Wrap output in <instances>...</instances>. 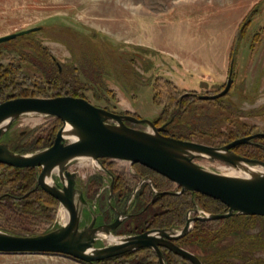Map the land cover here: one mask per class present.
I'll return each instance as SVG.
<instances>
[{"label":"rangeland","instance_id":"1","mask_svg":"<svg viewBox=\"0 0 264 264\" xmlns=\"http://www.w3.org/2000/svg\"><path fill=\"white\" fill-rule=\"evenodd\" d=\"M31 28H40L29 35L31 44L26 38H18L0 45V76L9 72L4 77L7 80L0 77L5 86L0 102L24 95L76 97L59 91L56 81L45 80L40 65L41 54H46L63 68L74 69L85 82L83 98L118 114L153 121L158 127L173 122L168 127L174 133L166 135L222 147L244 137L264 134V0H0V37ZM231 71L233 85L226 96L213 103L196 100L194 94L221 92ZM185 94L192 96L183 97ZM128 125L152 131L147 125ZM61 126L55 117L25 114L12 123L0 142L11 149L19 147L20 152L28 151L16 152L19 154L37 153L52 144L42 137L52 132L56 138ZM233 151L264 162V136H257ZM195 163L218 174H222L221 167L235 168L203 157L195 159ZM64 170L77 175L76 189L87 203L80 229L90 226L93 220L95 228L112 224L119 213L125 212L120 226L111 232L120 238L153 229L181 231L188 218L226 213L214 201L198 199L199 204L193 207L190 198H181L190 209L186 218L184 215L178 219L179 198L168 196L165 201L169 202V214L154 225L135 231V217L143 212L140 208L144 195L154 201L163 192L173 196L170 193H178L181 188L128 161L76 158ZM52 179L63 186L58 172H53ZM8 191L7 186H0V196ZM3 201L0 200V231L33 236L65 225L62 213L66 210L61 204L39 201V210L24 209L30 217L27 222L7 212ZM76 201L80 202L78 195ZM103 218L107 220L104 222ZM211 221L204 222L222 225ZM248 233L264 240V221L252 224ZM99 237L95 248L115 243L104 233ZM179 240L175 243L181 246ZM233 241L230 237L223 243ZM183 248L204 258L211 254L210 248L195 244ZM162 252L166 264L167 255L170 264H192L167 248H162ZM249 259V264H259L256 260L264 261V251H256ZM241 260L242 257H234L230 261L242 264ZM130 262L160 264L156 251L150 248L90 264ZM0 264L88 263L58 254L0 253Z\"/></svg>","mask_w":264,"mask_h":264},{"label":"water","instance_id":"2","mask_svg":"<svg viewBox=\"0 0 264 264\" xmlns=\"http://www.w3.org/2000/svg\"><path fill=\"white\" fill-rule=\"evenodd\" d=\"M31 28L0 37V45L20 36L38 31ZM233 85L232 71L225 88L215 95L194 94L198 100L214 101L226 96ZM25 114H41L59 119L62 126L54 143L37 153L19 154L6 143L0 142V164L15 168H39L37 186L54 197L69 213L66 225L41 235L21 236L0 231V253L3 254H58L85 263H94L140 249H154L160 264H166L162 248L190 261L203 264L201 259L175 241L186 236L198 221L221 220L232 216L264 217V173L251 178H237L213 173L195 163L203 157L225 162L234 167L245 164L264 168V162L234 153L237 146L249 144L257 136L244 137L232 143L214 147L166 135L169 123L158 127L155 122L112 112L92 104L83 97L59 96L52 98L21 97L0 103V140L12 123ZM147 125L152 131L128 125ZM76 135L75 140L64 136L67 127ZM92 158L96 161L112 159L139 164L169 179L185 192L199 193L224 204L228 211L207 217L188 218L181 231L172 229L149 230L139 235L120 237L118 242L104 248H95L100 233L108 237L122 223L125 212L109 225L80 229L84 205L83 194L76 189V174L65 171L69 161ZM58 172L63 186L53 182ZM165 194V193H161ZM79 196V203L76 201ZM117 238V237H116Z\"/></svg>","mask_w":264,"mask_h":264},{"label":"trees","instance_id":"3","mask_svg":"<svg viewBox=\"0 0 264 264\" xmlns=\"http://www.w3.org/2000/svg\"><path fill=\"white\" fill-rule=\"evenodd\" d=\"M30 34H26L18 38H22V39L26 38V42L31 44V41H28L30 39L29 36ZM18 38L11 40L9 42H14ZM41 55H42L41 57L43 58L42 61L43 64H41L40 66H43L42 73L46 78L45 80H47V82L50 83L51 81L54 82L56 81L57 83L56 88L59 91L65 90L66 93H68L69 95H76V97H83L82 94L84 91L85 82L82 83L80 78L75 74L74 69H69L68 67L63 68V66L61 65L59 67L58 63L55 61V59L52 56L50 55L47 56L46 54H41ZM51 58L56 63L57 68L54 66V63L51 60ZM8 73L7 72L3 73L0 76L1 79L7 80L4 77H6ZM11 73L15 75L14 72ZM4 88H5L4 84L0 82V93L4 90ZM190 96L192 95L185 94L183 97H190ZM24 97H28V96L24 95ZM4 101L5 100L1 102ZM210 102L213 103L217 101L214 100ZM58 121L61 122L59 119ZM172 123L173 122H170V124ZM166 133L172 135L174 132L172 133V129H169V127L167 126ZM54 139L55 138L53 137L52 132L47 133L44 137H42V140H44L45 142H50L52 144ZM12 149L15 152H19V153L28 152V151L20 152L19 147L16 148L12 147ZM149 170L157 174L151 169ZM18 174H23V177L26 176L24 178L25 180L19 177ZM161 177L169 182H172L163 176ZM37 178H38L37 168H15L0 164V186L2 187L7 186V188L9 189V191L6 192V194L0 196V200L4 199L3 201V203L5 204L4 206L7 212H9L12 216L18 217L19 219H23L29 222L30 220L29 213L25 211H32L33 209L39 210L40 209L39 201L49 200L55 205L60 204L57 199H55L54 197L46 193L42 188L37 186ZM168 196L175 200L179 198V203H181V208L179 210V216L177 215L178 219L180 218L182 219L184 215L186 218L187 211L190 209V206L182 202L181 200L183 199L181 198H190L191 206L193 207H196L199 204L198 199L208 200V201L211 200L212 202L213 201L216 202V204H218L220 208H223L225 210L224 212L228 211V208L221 202L206 197L204 195H201L199 193L185 192L183 194L173 195V196L168 194H162L160 198H158L157 200L154 199V201H152V198H148V196L144 195L142 198L143 206L140 208V211L142 209L143 212H140V214L137 217L134 216L136 223L134 225L133 230L140 231L146 227H150L155 223L159 222L163 217L168 215L170 212L169 210H167V208L169 207L168 205L169 202L165 201L167 200L165 198H168ZM217 221L222 224L220 227H216L214 226V223H211L216 221L196 222L193 230L190 231V233L187 234L185 237L179 240L182 243V244L180 243V245L183 247V245L192 246L195 244L198 245L200 248H205V249L206 247L210 248L211 254L207 255V257L204 258L198 255V257L202 260L203 264H234L232 261H230L234 259V257L237 258L242 257L241 260L243 262L242 264H249L248 262L252 261V259L249 258H251V256L256 251H264V240L257 238L256 236L252 237L248 233V231L251 229V225L255 223L260 224L261 222L264 221V217L240 215V216H232L227 219H221ZM258 236H262V235H258ZM230 237L234 238V241L232 243H227V244L223 243V240ZM168 253L173 254L170 252ZM166 258L168 263L170 264L171 259L168 257V255L166 256ZM256 261L259 262V264H264L263 260L260 261L256 260ZM130 264H137V263L130 262Z\"/></svg>","mask_w":264,"mask_h":264},{"label":"bare ground","instance_id":"4","mask_svg":"<svg viewBox=\"0 0 264 264\" xmlns=\"http://www.w3.org/2000/svg\"><path fill=\"white\" fill-rule=\"evenodd\" d=\"M64 136L68 140L71 139L73 141L76 139V135L74 134V131L69 126L66 128V130L64 132ZM235 168H238V169H235ZM235 168L231 167L230 169H227V167H221V173H222V175H225V176L237 177V178H251L257 174L264 173V168L250 167V166L245 165V164L241 165L240 167H235ZM62 217H63V222L66 225L70 220L69 213L66 211H65V213L63 212ZM108 240H110V242L114 243V242L120 241L121 239L116 238L114 236H109Z\"/></svg>","mask_w":264,"mask_h":264},{"label":"flooded vegetation","instance_id":"5","mask_svg":"<svg viewBox=\"0 0 264 264\" xmlns=\"http://www.w3.org/2000/svg\"><path fill=\"white\" fill-rule=\"evenodd\" d=\"M59 67H60V65H59ZM120 214V213H119ZM119 217V216H118ZM105 220H107L106 218H103V221L105 222Z\"/></svg>","mask_w":264,"mask_h":264}]
</instances>
